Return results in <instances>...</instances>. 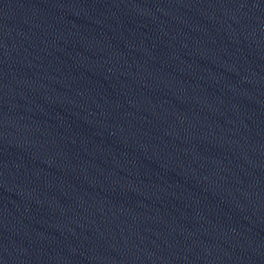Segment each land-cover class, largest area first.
Instances as JSON below:
<instances>
[{"label":"water","instance_id":"obj_1","mask_svg":"<svg viewBox=\"0 0 264 264\" xmlns=\"http://www.w3.org/2000/svg\"><path fill=\"white\" fill-rule=\"evenodd\" d=\"M0 264H264V0H0Z\"/></svg>","mask_w":264,"mask_h":264}]
</instances>
